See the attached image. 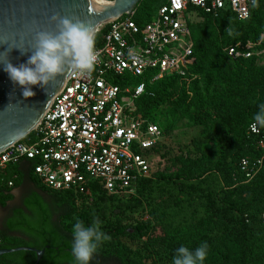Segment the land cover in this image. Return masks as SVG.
<instances>
[{
	"label": "built area",
	"instance_id": "2783aa9c",
	"mask_svg": "<svg viewBox=\"0 0 264 264\" xmlns=\"http://www.w3.org/2000/svg\"><path fill=\"white\" fill-rule=\"evenodd\" d=\"M252 10V0H165L147 23L135 22L134 10L105 23L97 32L96 70L68 74L36 127L0 150V187L11 193L12 168L30 161L33 177L53 192L89 196V186L99 183L108 195L134 194L139 181L152 178L150 158L162 141L136 106L146 84L188 76L195 62L190 24L199 13L246 20ZM258 46L254 52L250 42L238 41L225 51L234 60L249 59L264 53V42ZM252 124L247 133L261 137L258 155L238 160L235 174L242 177L234 181L240 184L252 181L264 163V137Z\"/></svg>",
	"mask_w": 264,
	"mask_h": 264
},
{
	"label": "trees",
	"instance_id": "16d2710c",
	"mask_svg": "<svg viewBox=\"0 0 264 264\" xmlns=\"http://www.w3.org/2000/svg\"><path fill=\"white\" fill-rule=\"evenodd\" d=\"M144 1L140 0L138 2L133 15V20L138 24L147 23L165 2V0H158L157 7L150 14L148 9H139ZM258 5V7L253 8L250 17L246 20H239L229 12H222L216 17L199 13L198 16L203 18V25L220 20L223 25L221 29H227L222 33L221 41H218L216 34L213 36L207 34L202 25L195 22L190 24L194 42L193 56L195 62L190 67L189 73L201 74L207 65L211 68L220 69L224 60L232 59L228 57L225 48L234 45L238 41L244 43L251 37L256 41L258 34L253 30V27L257 17L264 13V0H259ZM229 32H231V35H229ZM99 41L100 36H97L96 44H99ZM165 80H170L169 85L159 86L156 90L152 88ZM177 80L179 79L169 77L153 84H146L144 93L136 100L138 111L167 103L169 90L173 88ZM260 104H264V92H260L258 100L250 103L243 110L252 115L247 127L254 122L253 117L259 111ZM228 126L227 124L225 128L217 127L218 155L212 169L219 171L225 180L229 179L233 184V189L230 191L239 199L233 207L229 208L226 193H204L200 187L188 181L190 178L185 175L163 176L158 180H154L153 173L152 178L138 182L133 195H108L99 183L89 186V196H77L67 191L53 192L39 184L32 175L31 162L25 161L14 166L10 176L15 177L16 187L20 185L18 183V176H20L23 183L33 186L36 191H32L33 193L23 201V207L29 211L30 215L25 214L22 207L18 208L16 210L17 217L10 224V229L19 230L28 237V242L21 240L15 245L16 248L28 247L42 250L48 246L40 264H45L46 261H50L46 264H77L72 253L73 225L77 219L83 221L87 226L91 225L95 218H99L101 230L109 235L111 240L103 242L99 246L89 264H103L111 259L117 260L119 264H144V261L151 257V255L150 257L145 255L141 250L131 251L119 241L120 237H126L130 240L159 239L162 247L156 251L155 255L158 261L168 262L167 264H172L176 250L179 247L184 246L190 251H194L204 242L209 247L207 258L203 264H264V190L250 188L253 183L257 185L264 184V163L256 177L247 184H240L239 179L242 176L235 174L237 162L242 156L258 155L255 146L261 137L247 133L241 138L240 143L237 140L240 152L236 156V165L229 168L225 165L224 160L227 145L231 141L225 140L230 130ZM230 126L233 127L232 124ZM260 128L261 136L264 137V127ZM224 167H227L225 172ZM234 177L238 178V183L234 181ZM181 179H184L183 182H179ZM168 185H177L182 196L191 195L196 199L189 206L177 209L178 220L173 217L172 221L166 222L164 225L159 220V224L154 225L150 222L133 226H123L121 224V216L139 210L143 204L151 205L154 196L164 193ZM39 193L50 194V202H46ZM242 195H246L245 198L241 199ZM11 198L12 194L9 190L0 187V204L3 205ZM88 201L92 202L89 203ZM258 203L262 205L261 208H259ZM248 205L253 206L252 212L247 210ZM228 208L229 219L215 228L214 223L220 222L226 211L225 209ZM237 223L241 224L240 228H236ZM0 238H2L1 234ZM230 244L235 249V254L233 258L227 260L223 252L226 251V246ZM13 255L19 257L16 261L18 264L35 262V254L29 251H20ZM5 257H8V255ZM28 257H30L31 262L26 260ZM4 260L5 258L0 259V264H5Z\"/></svg>",
	"mask_w": 264,
	"mask_h": 264
},
{
	"label": "rangeland",
	"instance_id": "374dc122",
	"mask_svg": "<svg viewBox=\"0 0 264 264\" xmlns=\"http://www.w3.org/2000/svg\"><path fill=\"white\" fill-rule=\"evenodd\" d=\"M157 2L158 0H145L139 9H148L151 14L157 7ZM136 9L135 6L134 11ZM202 19L200 16H196L193 23L202 25L204 31L209 35L216 34L218 41H221L222 33L227 29H221L223 26L221 21H211L210 24L203 25ZM253 30L258 34L257 40L254 41V38L251 37L245 42L248 41L252 44L254 52H260L261 47L258 45L264 42V13L257 17ZM169 82L170 80L162 81L161 84L152 88L156 90L159 86L169 85ZM260 92H264V53L255 54L249 60L226 59L220 69L207 65L201 74L191 72L185 79L177 80V83L169 90L167 103L140 111L142 118L153 123L159 129L162 137V141L150 158L154 180L163 176L185 175L190 178L188 181L200 187L204 193H226L228 206L229 208L233 207L239 200L230 191L233 189V184L229 179L225 180L219 171L212 169L218 155V133L216 130L219 126L225 128L227 124L229 125L228 129L230 130L225 140L231 141L227 145L224 160L225 165L232 168L236 165V156L240 152V140L247 134L246 127L252 118L250 113L243 110L247 105L258 100ZM230 124L233 125L232 128ZM223 170L227 171V167H224ZM183 180L181 179L179 182H183ZM18 183L20 184L18 187H23V190H31L32 186L23 183L20 176H18ZM27 185L30 186V189ZM250 188L264 190V184L253 183ZM245 196L242 195L241 199ZM195 201L194 196H182L177 185H168L164 193L154 196L151 205L143 204L139 210L121 216V224L133 226L150 222L154 225L159 224V220L164 225L166 222L172 221L173 217L178 220L177 209L185 208ZM258 206L262 207L259 203ZM229 208L225 209L220 222L214 223L215 228L229 219ZM247 210L252 212L253 206L248 205ZM240 226L241 224L237 223L236 228H240ZM119 241L131 251L141 250L145 255H149V257L151 255L144 261V264L168 263L158 261L156 258V251L162 247L159 239L130 240L120 237ZM234 254L233 246L227 245L226 251L223 252L224 257L230 260ZM103 264L119 263L117 260L111 259Z\"/></svg>",
	"mask_w": 264,
	"mask_h": 264
},
{
	"label": "water",
	"instance_id": "95a60500",
	"mask_svg": "<svg viewBox=\"0 0 264 264\" xmlns=\"http://www.w3.org/2000/svg\"><path fill=\"white\" fill-rule=\"evenodd\" d=\"M139 1H105L109 5L96 7L89 0H0V147L31 131L29 128L42 115L66 76H58L43 87L30 86L35 95L24 98L23 89L11 81L3 62L8 61L13 66L25 64L32 55L35 34L56 32V22L51 20L54 14L79 19L92 26L131 13ZM45 249L20 247L0 251V256L29 251L35 253L39 262Z\"/></svg>",
	"mask_w": 264,
	"mask_h": 264
},
{
	"label": "clouds",
	"instance_id": "9594fccd",
	"mask_svg": "<svg viewBox=\"0 0 264 264\" xmlns=\"http://www.w3.org/2000/svg\"><path fill=\"white\" fill-rule=\"evenodd\" d=\"M258 6V0H252V7ZM51 20L56 22V32L39 31L35 34L32 55L25 64L13 66L8 61L3 62L4 71L11 81L23 89L24 98L35 95L30 86L43 87L58 76H90L100 61V53L95 47L97 33L94 27L79 19L60 17L58 14H54ZM253 121V130L257 126L264 127V104L259 105ZM110 240L111 237L101 230L99 218L87 226L77 219L73 225L72 245L77 264H89L99 246ZM208 247L206 242L194 251L181 246L176 250L172 264H203L208 255Z\"/></svg>",
	"mask_w": 264,
	"mask_h": 264
},
{
	"label": "flooded vegetation",
	"instance_id": "af4514ba",
	"mask_svg": "<svg viewBox=\"0 0 264 264\" xmlns=\"http://www.w3.org/2000/svg\"><path fill=\"white\" fill-rule=\"evenodd\" d=\"M22 188L23 187H21V186L16 187L11 192L12 198L7 200L3 205L0 204V234L2 235L1 242H0V251L16 249L17 246H15V245L17 243H19V241H21V240L28 242V237L25 236L22 232H20L19 230L10 229L11 222L14 221L17 217L16 216V210L18 208L22 207L24 213L27 214L28 216L30 215L29 211L24 209L23 201L26 199V197L30 196L33 193L32 191H36V190L33 186L31 187L30 191L29 190L25 191ZM28 188L30 189V186H28ZM37 193H38V191H37ZM39 195L46 202H50V199H51L50 194L39 193ZM56 219H57V216H56ZM18 248H20V247H18ZM15 253L16 252L3 254L0 256V259L5 258V260H4L5 264H18V263H16V261L19 257H15L13 255ZM6 255H8V257H5ZM43 256H44V254H43ZM43 256L39 260V262H37L36 261V255H35V262H33V263L34 264H40V262L43 260ZM29 258L30 257H28L26 260L31 262V259H29ZM49 262L46 261L44 263L46 264ZM33 263H31V264H33Z\"/></svg>",
	"mask_w": 264,
	"mask_h": 264
},
{
	"label": "bare ground",
	"instance_id": "6f19581e",
	"mask_svg": "<svg viewBox=\"0 0 264 264\" xmlns=\"http://www.w3.org/2000/svg\"><path fill=\"white\" fill-rule=\"evenodd\" d=\"M89 1H90L91 3H93L94 6H96V7H105V6L109 5L107 2H105V0H89ZM106 22H107V21H106ZM106 22H102V23H99V24L92 25V27L95 28L96 33H97V32L100 30V28H101ZM67 75H68V74H66V76H67ZM66 76H65V78H66ZM65 78H64V80H65ZM64 80H63V82H64ZM63 82H62L60 88L62 87ZM60 88L58 89V91L60 90ZM58 91H57V92H58ZM40 117H41V116H39L38 120H37V121H36V122H35V123L29 128V130H32L33 128L36 127V125L38 124V122H39V120H40ZM29 130H28V131H29ZM23 135H24V134H23ZM23 135H20L19 137H16V138H14L13 140L9 141L8 143L4 144L3 146L0 147V150L3 149V148L6 147V146L12 144V143L15 142L16 140L20 139L21 136H23Z\"/></svg>",
	"mask_w": 264,
	"mask_h": 264
}]
</instances>
